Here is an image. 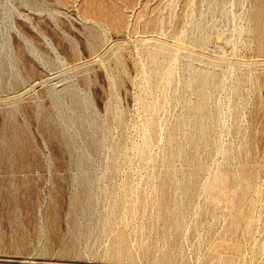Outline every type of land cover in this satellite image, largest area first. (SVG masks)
<instances>
[{
  "label": "rangeland",
  "instance_id": "374dc122",
  "mask_svg": "<svg viewBox=\"0 0 264 264\" xmlns=\"http://www.w3.org/2000/svg\"><path fill=\"white\" fill-rule=\"evenodd\" d=\"M0 264H264V0H0Z\"/></svg>",
  "mask_w": 264,
  "mask_h": 264
}]
</instances>
